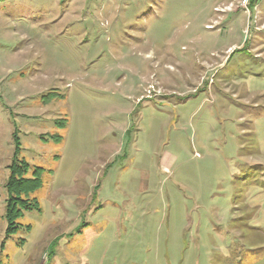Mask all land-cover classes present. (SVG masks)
Returning a JSON list of instances; mask_svg holds the SVG:
<instances>
[{
    "label": "rangeland",
    "instance_id": "374dc122",
    "mask_svg": "<svg viewBox=\"0 0 264 264\" xmlns=\"http://www.w3.org/2000/svg\"><path fill=\"white\" fill-rule=\"evenodd\" d=\"M0 264H264V0H0Z\"/></svg>",
    "mask_w": 264,
    "mask_h": 264
},
{
    "label": "trees",
    "instance_id": "16d2710c",
    "mask_svg": "<svg viewBox=\"0 0 264 264\" xmlns=\"http://www.w3.org/2000/svg\"><path fill=\"white\" fill-rule=\"evenodd\" d=\"M64 125V124H61ZM17 144H19V139L16 137ZM11 177L9 178L7 187L10 192L13 191H19L24 193H29L32 191H35L38 189L41 184V169L39 171H35L32 178H23L22 174L17 171L15 168V165H12L11 167ZM18 176V177H17ZM6 218L9 224V227H11L14 224L15 219L17 218L15 212L11 210V203L8 202L7 210H6Z\"/></svg>",
    "mask_w": 264,
    "mask_h": 264
},
{
    "label": "built area",
    "instance_id": "2783aa9c",
    "mask_svg": "<svg viewBox=\"0 0 264 264\" xmlns=\"http://www.w3.org/2000/svg\"><path fill=\"white\" fill-rule=\"evenodd\" d=\"M248 1V0H247Z\"/></svg>",
    "mask_w": 264,
    "mask_h": 264
}]
</instances>
